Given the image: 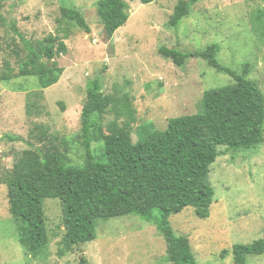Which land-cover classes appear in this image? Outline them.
Here are the masks:
<instances>
[{"label":"rangeland","instance_id":"obj_1","mask_svg":"<svg viewBox=\"0 0 264 264\" xmlns=\"http://www.w3.org/2000/svg\"><path fill=\"white\" fill-rule=\"evenodd\" d=\"M120 1L126 3L129 16L109 38L97 12L98 0H0L2 181L15 156L30 147L28 142L57 144L60 151L67 149L72 162H82L80 112L89 79L98 78L104 94L129 95L136 110L133 142L151 129H165L171 117L199 111L205 90L233 83L229 74L198 56L175 65L159 54L160 46L194 54L216 43L222 65L238 73L246 63L251 65L246 78L264 95V33L257 19L264 0H199L177 26H171L169 19L178 0ZM64 6L77 8L91 32L65 19ZM21 36L41 52L49 36L67 45L66 53L55 57L63 68L59 80L42 94L36 76L1 79L6 59L17 72L18 62L27 54ZM112 117L105 114L103 124ZM62 138L68 146L60 144ZM93 148L100 154V142L94 141ZM220 150L223 154L210 166L215 195L209 216L199 218L187 206L168 217L174 231L188 237L198 264H234V244L264 239V141L249 149L221 146ZM44 213L49 243L43 254L33 257L8 211L7 187L0 183V264H68L81 254L92 264H173L157 228L159 210L150 220L134 214L97 219L95 238L63 256L57 253L65 234L59 199L45 198ZM247 264H264V251L249 255Z\"/></svg>","mask_w":264,"mask_h":264},{"label":"trees","instance_id":"obj_2","mask_svg":"<svg viewBox=\"0 0 264 264\" xmlns=\"http://www.w3.org/2000/svg\"><path fill=\"white\" fill-rule=\"evenodd\" d=\"M152 1L140 0L144 4ZM198 1L178 0L169 24L177 26L189 14L190 5ZM127 8L120 0H98L97 12L109 38L126 23ZM61 15L85 32H91L77 8L64 6ZM1 19L0 11V22ZM257 19L263 24L264 33V9L257 13ZM21 38L27 54L18 62L17 72L6 59L1 79L36 76L38 94H42L59 80L63 68L57 65L55 57L66 53L67 45L49 36L41 52ZM219 50L216 43L194 54L174 47L158 48L159 54L177 66L198 56L233 78L232 84L205 90L199 111L169 118L165 129H151L133 142L131 132L136 110L129 95L104 94L100 80L92 78L87 82L80 112L82 162H72L67 149L62 152L57 144L46 147L28 142L30 147L15 156L12 168L0 183L7 187L8 211L18 223L20 239L30 255L37 257L48 246L44 199L57 198L65 230L57 251L59 256L93 240L97 219L134 214L150 220L154 211L159 210L157 228L166 242L168 261L198 264L188 237L174 231L169 215L192 206L199 218H207L215 195L209 181L210 166L223 154L220 147L249 149L264 141V95L257 83L246 78L251 65L246 63L238 73L218 61ZM108 113L113 117L104 125L103 116ZM61 141V145L68 146L64 138ZM94 141L100 142V154L93 148ZM232 251L234 264H247L249 255L263 253L264 239L248 245L234 244ZM68 264L92 263L81 254L76 262Z\"/></svg>","mask_w":264,"mask_h":264},{"label":"water","instance_id":"obj_3","mask_svg":"<svg viewBox=\"0 0 264 264\" xmlns=\"http://www.w3.org/2000/svg\"><path fill=\"white\" fill-rule=\"evenodd\" d=\"M47 58L46 57H44V60H46ZM47 61V60H46ZM49 65H50V63H49Z\"/></svg>","mask_w":264,"mask_h":264}]
</instances>
